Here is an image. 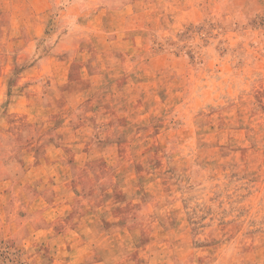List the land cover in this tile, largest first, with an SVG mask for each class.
<instances>
[{"label":"rangeland","instance_id":"374dc122","mask_svg":"<svg viewBox=\"0 0 264 264\" xmlns=\"http://www.w3.org/2000/svg\"><path fill=\"white\" fill-rule=\"evenodd\" d=\"M0 264H264V0H0Z\"/></svg>","mask_w":264,"mask_h":264}]
</instances>
